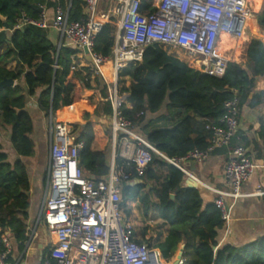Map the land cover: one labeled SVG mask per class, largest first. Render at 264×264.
Wrapping results in <instances>:
<instances>
[{"label":"trees","instance_id":"16d2710c","mask_svg":"<svg viewBox=\"0 0 264 264\" xmlns=\"http://www.w3.org/2000/svg\"><path fill=\"white\" fill-rule=\"evenodd\" d=\"M153 1L141 0L142 14L155 11ZM69 2V21H83L82 0H0V83L5 79L17 83L0 92V129L6 132L3 137L0 131V229L10 230L21 243L26 241L30 207V181L22 159L35 154L29 99L36 100L41 112L71 127L77 140L84 143L80 168L86 176L100 180L110 169L111 146L101 151L92 148L94 126L113 114L102 77L94 76L90 67L75 65L78 52L67 47L65 39L59 48L49 29L27 26L14 31L24 14L37 19L46 6L55 10L61 6L66 11ZM257 19L264 31V8ZM255 30L259 31L257 25ZM115 35L116 27L106 24L96 38L95 52L110 57ZM13 62L16 69L11 71L8 65ZM127 78L130 85L120 94H128L132 106L121 104L120 109L135 132L168 157H183L209 146L211 134L206 127L219 123L235 92L239 111L264 104V91H256L258 81L264 78V43L252 39L244 65L230 62L220 79L191 69L153 44L145 50L142 62L120 72L119 82ZM163 107L166 113L161 115ZM116 163L131 175L121 188L123 210L136 203L143 220H161L162 227L168 228L166 238L159 236L152 245L145 227L140 244L159 250L166 261L182 247L184 264H264V236L240 247L219 245L224 231L221 215L214 204L203 205L199 190L186 185L188 177L183 172L154 153L142 177L133 163L120 157ZM127 216L131 211L127 210Z\"/></svg>","mask_w":264,"mask_h":264},{"label":"built area","instance_id":"2783aa9c","mask_svg":"<svg viewBox=\"0 0 264 264\" xmlns=\"http://www.w3.org/2000/svg\"><path fill=\"white\" fill-rule=\"evenodd\" d=\"M82 1L86 18L81 22H70L58 7L51 26L43 8L37 19L24 14L14 29L52 27L61 41L65 39L81 52L87 49L91 70L94 76L105 79L113 109L110 169L100 180L86 176L80 168L84 143L77 140L71 127L55 122L50 115L49 184L41 217L55 243L42 264H149L152 250L138 242L136 226L121 207L122 184L131 175L117 165V157L133 163L139 177L144 175L152 153L188 175L185 164H202L214 151L231 149L224 168L227 189L218 190L200 183L215 194L214 205L221 215L225 237L230 236L236 203L244 198L264 197L262 186L253 193L243 190L264 166L256 165L246 148H231L239 126L237 92L226 102V111L219 123L207 125L211 136L206 149H194L183 157L170 158L138 135L133 123L123 115L119 74L129 65L142 62L147 47L158 44L182 51L191 69L223 78L232 61L222 46L227 40L247 36V22L253 17L250 1L154 0L151 4L155 11L149 14L141 13V0H113L114 8L109 11L101 9L105 0ZM112 17L117 18L116 22ZM106 24L116 27L110 57L94 50L96 38ZM107 63L111 64L112 81L106 79L102 70ZM10 254V238L0 229V264H12ZM156 256L157 264H166L159 254ZM184 263L180 260L177 264Z\"/></svg>","mask_w":264,"mask_h":264},{"label":"crops","instance_id":"0c3cea01","mask_svg":"<svg viewBox=\"0 0 264 264\" xmlns=\"http://www.w3.org/2000/svg\"><path fill=\"white\" fill-rule=\"evenodd\" d=\"M50 1L59 2V0H50ZM69 3L70 4L66 11L62 9L65 15H68V17L71 8V2ZM114 4L115 2L113 0H105L101 5V9L105 11L112 10L114 8ZM58 7L61 8V6ZM263 8H264V4H263ZM45 9H46L48 22L52 26L55 20V8L46 6ZM83 14L86 16L85 6L83 7ZM112 20L113 22H116L117 18L112 17ZM256 25L258 26L259 31L255 30ZM49 30L52 39L57 43V46L60 48L62 45L60 35L52 27ZM252 32L254 35L264 38V31L260 28L257 22H255L254 27L252 28ZM249 38L250 37L247 35L245 38L240 40L230 39L224 42L222 46L223 51L227 46V43H230V41H235V42L238 41L242 43L240 56L237 58V60L230 59L232 62L238 61L240 63L241 62L245 63L246 50L251 40L256 39V38H252V39ZM260 41L263 42V40ZM66 46L75 48V50L78 52L76 55V61H74L75 65L80 67L81 65L79 63L85 61L86 63L87 62L89 63L88 67L91 68V61L86 56V52H81L76 47L69 45L68 42L66 43ZM163 48L169 54L177 57L182 62L188 64L185 54H183L182 56L181 51L173 50L168 47H163ZM229 54H231V52ZM227 57L230 58V56L228 55ZM13 63H14V68H8L11 71H14L16 69V63L15 62ZM109 74L112 73L110 72L107 73L106 79L112 81L113 79L110 80ZM16 85L17 83L15 82V86ZM129 85H130V80L127 78L124 85H122V87L120 88V91L124 87H129ZM256 91H264V78L258 81ZM120 95H121L120 96L121 104H126L129 108H131L132 105L128 103L129 95L125 93H121ZM27 110L31 113L34 120V133L32 135V139L35 143V153L39 150L42 152V155L41 158H37V160L31 159L28 163L24 159H22L27 167V171L29 175L30 207L28 210V219L26 222L27 224L26 241L24 243H21L20 241L16 240V238L13 236L10 230L6 231V234L9 236L11 243L10 259L12 264H42L47 259L50 252V248L55 243L54 237L50 235L41 217L42 210L47 198L48 184H49V170H50L49 149L51 144V136H50L51 114L47 116L45 113L41 112L34 98L28 100ZM108 121L110 122V119ZM238 122H239L238 131L232 142L231 148H235V147L246 148L252 161L258 166H264V104L260 105L257 108L244 107L240 111ZM1 135L3 136V134ZM6 144L7 145L10 144L8 140H6ZM92 148L95 151H101L94 149V144ZM230 151L231 149H225V148L218 149L214 151L211 157L202 164H197L194 162L185 164V169L187 171V174L199 182V183L197 182L198 186L195 189L199 190L204 206L214 204L216 196L200 183L218 190H225L228 187L224 168L229 158ZM188 175L186 176L188 177ZM258 186L264 187V169H259L253 175L250 181L245 184L243 190L247 194L253 193L254 191H256ZM129 204L135 207L134 213L139 217L140 214L138 211L137 204L133 202ZM156 223H160V225H162L163 221L158 220ZM230 226L232 232L231 235L225 237V229H224V231L221 233L219 245L222 243H227L240 247L263 237L264 236V197H251V198H244L239 200L233 208L232 221ZM160 231H163V233H161ZM167 231H168L167 227H162V229L159 230V233L161 234H158V236H161L162 240H164L167 236ZM139 236L140 235H138V238ZM147 239H149L148 236ZM151 250L154 252H158L159 256L166 264H176L180 260L185 261V259L183 258L182 247L170 261H166L159 250L157 249H151Z\"/></svg>","mask_w":264,"mask_h":264},{"label":"rangeland","instance_id":"374dc122","mask_svg":"<svg viewBox=\"0 0 264 264\" xmlns=\"http://www.w3.org/2000/svg\"><path fill=\"white\" fill-rule=\"evenodd\" d=\"M251 3V9L253 12V17L251 18L252 20H248L247 25L249 26L247 31H246V35H248L250 38H256L259 40H263L264 42V38H260L256 35L253 34L252 32V28L254 27L255 22H257L258 24V14L263 10V4H264V0H250ZM259 25V24H258ZM241 44L240 42H235V41H230V43H227V46L225 47L224 51L226 52V54L228 56H230V59L232 60H237V58L240 56L241 54ZM234 50V51H231ZM182 52V51H181ZM179 52V53H181ZM231 52V54H229ZM183 56V52L181 53ZM237 62L239 64L244 65V63H240L238 61H234ZM81 66L83 67H88L89 63L83 61L79 63ZM80 66V67H81ZM8 68H14V63H11L8 65ZM110 80L113 79L112 74H109ZM125 82H119V89L122 87V85H124ZM94 102L98 103V100L96 97H92ZM166 109L165 107H163V109L161 110L160 114L165 113ZM55 122H59L56 118H53ZM72 129V128H71ZM1 134H3V136L5 137V132L0 129ZM73 131V129H72ZM111 132L110 129V122L108 120H101L99 124H96L94 126V132H95V142H94V149L96 150H108L111 146V136L108 132ZM42 152L41 151H37L31 158H23L27 163L31 160V159H36L37 158H41ZM134 209L135 207L131 204L128 205V208L124 210V214L127 218H129L127 216V210L131 211V216L130 219L134 222L136 229H137V233L138 235L142 234V231L145 227L149 228V232H148V237L151 239V244L154 245L157 242V238L159 237L158 234L163 233V231H160L161 233H159V230L162 229V225H160V223H156L157 221L155 219L153 220H143L140 216L138 217L135 213H134ZM158 236V237H157Z\"/></svg>","mask_w":264,"mask_h":264},{"label":"water","instance_id":"95a60500","mask_svg":"<svg viewBox=\"0 0 264 264\" xmlns=\"http://www.w3.org/2000/svg\"><path fill=\"white\" fill-rule=\"evenodd\" d=\"M85 52L86 54H88L87 49H85ZM13 86H15V82L13 80L5 79L0 83V92H2L7 87H13ZM186 183L189 188H196L198 186L197 181L191 176H188ZM172 198H174V196H172ZM156 255H158V252H154V251L151 252L149 264H157Z\"/></svg>","mask_w":264,"mask_h":264},{"label":"bare ground","instance_id":"6f19581e","mask_svg":"<svg viewBox=\"0 0 264 264\" xmlns=\"http://www.w3.org/2000/svg\"><path fill=\"white\" fill-rule=\"evenodd\" d=\"M250 1V0H249ZM252 19H250V21H251ZM102 70H103V73H104V75H105V77H106V75H107V73H112V76H113V72H112V69H111V64L110 63H107L103 68H102ZM108 80V79H107ZM109 81V80H108Z\"/></svg>","mask_w":264,"mask_h":264}]
</instances>
